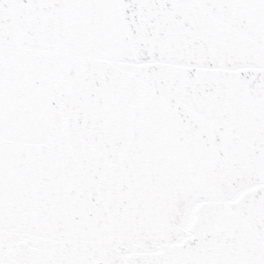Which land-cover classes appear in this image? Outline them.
I'll return each mask as SVG.
<instances>
[{
    "label": "snow or ice",
    "instance_id": "snow-or-ice-1",
    "mask_svg": "<svg viewBox=\"0 0 264 264\" xmlns=\"http://www.w3.org/2000/svg\"><path fill=\"white\" fill-rule=\"evenodd\" d=\"M0 264H264V0H0Z\"/></svg>",
    "mask_w": 264,
    "mask_h": 264
}]
</instances>
